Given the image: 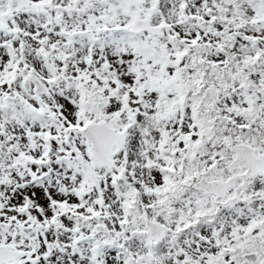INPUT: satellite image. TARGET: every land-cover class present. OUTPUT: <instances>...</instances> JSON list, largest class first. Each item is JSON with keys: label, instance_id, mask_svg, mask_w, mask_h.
I'll list each match as a JSON object with an SVG mask.
<instances>
[{"label": "snow or ice", "instance_id": "6c2138e0", "mask_svg": "<svg viewBox=\"0 0 264 264\" xmlns=\"http://www.w3.org/2000/svg\"><path fill=\"white\" fill-rule=\"evenodd\" d=\"M0 264H264V0H0Z\"/></svg>", "mask_w": 264, "mask_h": 264}]
</instances>
